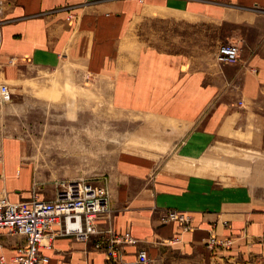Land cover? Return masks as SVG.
I'll list each match as a JSON object with an SVG mask.
<instances>
[{
    "label": "crops",
    "instance_id": "crops-1",
    "mask_svg": "<svg viewBox=\"0 0 264 264\" xmlns=\"http://www.w3.org/2000/svg\"><path fill=\"white\" fill-rule=\"evenodd\" d=\"M224 42L239 45L236 62L217 61ZM56 74L89 81L141 121L136 143L94 181L111 209L99 230L136 242L107 260L93 240L58 236L41 247L46 264H139L140 248L148 264H211L210 236L264 243V202L233 181L222 152L264 153V0H0V85L23 94ZM24 156L0 140V193L13 202L30 195ZM169 210L188 212L193 228L161 224ZM24 243L3 233L0 254L10 262Z\"/></svg>",
    "mask_w": 264,
    "mask_h": 264
},
{
    "label": "rangeland",
    "instance_id": "rangeland-1",
    "mask_svg": "<svg viewBox=\"0 0 264 264\" xmlns=\"http://www.w3.org/2000/svg\"><path fill=\"white\" fill-rule=\"evenodd\" d=\"M59 76L45 75V84L33 88L30 83L23 94H16L23 90L20 84L4 83L12 99L0 102V140L10 137L21 143L25 150L21 163L31 169L30 195L20 201L30 200L33 191L53 196L67 179L94 183L115 167L140 134L139 118L111 105L107 94H95L89 81L59 83ZM222 152L233 181L246 182L253 197L264 202V153ZM228 240L209 250L216 256L211 264H264L263 237Z\"/></svg>",
    "mask_w": 264,
    "mask_h": 264
},
{
    "label": "built area",
    "instance_id": "built-area-1",
    "mask_svg": "<svg viewBox=\"0 0 264 264\" xmlns=\"http://www.w3.org/2000/svg\"><path fill=\"white\" fill-rule=\"evenodd\" d=\"M239 52L237 43L224 42L217 48L216 59L234 63L239 59ZM11 98L8 86L0 85V102H9ZM110 210L109 195L84 178L61 181L50 199H41L33 191L30 200L13 202L3 192L0 194V248L3 233L21 236L25 243L10 262L0 254V264H46L48 257L41 252V247L51 246L58 236H70L83 242L93 240V247L102 251L107 260H117L121 247L135 243L136 239L128 231L99 230L98 222L106 220ZM160 223H176L183 231L193 228L191 215L181 210L166 211L160 216ZM228 243V239L214 236L205 241L209 249ZM137 262L148 264L145 248L137 250Z\"/></svg>",
    "mask_w": 264,
    "mask_h": 264
}]
</instances>
